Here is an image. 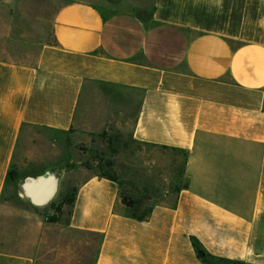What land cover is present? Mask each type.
<instances>
[{"label": "crops", "instance_id": "1", "mask_svg": "<svg viewBox=\"0 0 264 264\" xmlns=\"http://www.w3.org/2000/svg\"><path fill=\"white\" fill-rule=\"evenodd\" d=\"M37 128L125 139L118 181L63 190L93 264H264V0H0V264H55L17 189Z\"/></svg>", "mask_w": 264, "mask_h": 264}, {"label": "rangeland", "instance_id": "2", "mask_svg": "<svg viewBox=\"0 0 264 264\" xmlns=\"http://www.w3.org/2000/svg\"><path fill=\"white\" fill-rule=\"evenodd\" d=\"M103 9L106 13L113 12L111 9ZM124 141V137L114 130L94 135L91 140L87 135L74 136L71 131L59 132L45 128L33 130L32 139L24 148L25 162L20 168L22 177L17 189H21L22 182L27 176H36L43 170L50 171L57 168L56 174L61 179L57 193L47 204L32 205L33 210L42 215L43 222L47 226L46 231L44 229L41 231V247L35 250L42 260L55 264H93L100 237L69 229L65 223L69 204L61 207L62 212L58 211V207L63 200V190L67 191L65 188L67 182L75 186L85 168L95 167L102 172L104 170L113 172L114 158H118V166L124 167L127 150H117L124 145ZM28 156L33 157L32 161ZM73 188L71 187L70 191ZM35 233L36 230L33 229V238ZM38 237L39 235L36 239ZM219 264L246 263L237 261Z\"/></svg>", "mask_w": 264, "mask_h": 264}, {"label": "water", "instance_id": "3", "mask_svg": "<svg viewBox=\"0 0 264 264\" xmlns=\"http://www.w3.org/2000/svg\"><path fill=\"white\" fill-rule=\"evenodd\" d=\"M59 176L52 171H45L36 176H27L22 183L23 193L36 205L47 204L57 193Z\"/></svg>", "mask_w": 264, "mask_h": 264}, {"label": "trees", "instance_id": "4", "mask_svg": "<svg viewBox=\"0 0 264 264\" xmlns=\"http://www.w3.org/2000/svg\"><path fill=\"white\" fill-rule=\"evenodd\" d=\"M102 173H103V175L111 178L112 180L118 181V176H117V174L115 172H111L109 170H104ZM17 174H18V172H17L16 169H12L11 170V178L13 180H15L17 178ZM74 195H75V188H73L65 197H63V200L61 202V205L58 207V211L62 212L61 207L64 204H69V205L73 204V202H74ZM123 202L127 206H130V207H133L136 204V201L133 200V199H131L127 195H123ZM195 246L198 249L199 256L201 257V259L206 264H219V263H222V262H224V263H231V262L240 261V260H231V259H227V258H218V257H215V256L211 255L210 253L206 252L205 249L202 247V245L198 241H195ZM241 262H244V261H241Z\"/></svg>", "mask_w": 264, "mask_h": 264}]
</instances>
